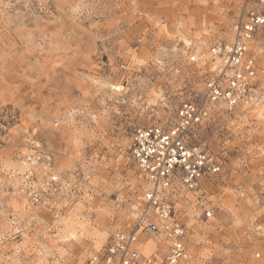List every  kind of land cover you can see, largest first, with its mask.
I'll return each mask as SVG.
<instances>
[{
    "label": "rangeland",
    "instance_id": "obj_1",
    "mask_svg": "<svg viewBox=\"0 0 264 264\" xmlns=\"http://www.w3.org/2000/svg\"><path fill=\"white\" fill-rule=\"evenodd\" d=\"M253 1L1 2L0 264H85L113 233L134 228L149 183L129 155L133 130L170 123L180 103L202 97L210 46L232 39ZM252 48L256 99L214 105L198 127L220 172L178 195L189 264H264V115L254 110L264 100V29ZM23 150L35 163L15 175ZM141 242L146 256L167 254L162 235L147 231Z\"/></svg>",
    "mask_w": 264,
    "mask_h": 264
},
{
    "label": "built area",
    "instance_id": "obj_2",
    "mask_svg": "<svg viewBox=\"0 0 264 264\" xmlns=\"http://www.w3.org/2000/svg\"><path fill=\"white\" fill-rule=\"evenodd\" d=\"M262 21L264 0H254L248 8L245 4L231 41L218 36L210 46L209 52L220 63L204 82L202 97L180 103L172 122L140 126L131 134L129 155L150 185L134 227L139 223L141 228L164 236L169 243L165 257L159 260L146 256L136 240L138 229H132L113 233L102 253L89 256L85 264H189L185 236L190 221L180 215L178 195L200 189L222 166L216 153L198 143V127L208 119L214 103L222 102L226 108L234 109L250 100L257 89L259 64L252 43L264 29ZM230 98L238 103L233 106ZM29 174L32 177V172ZM55 182L50 179L46 185ZM32 198L38 201L39 196L33 192ZM200 199L204 204L203 196ZM204 211L208 217L211 210Z\"/></svg>",
    "mask_w": 264,
    "mask_h": 264
},
{
    "label": "bare ground",
    "instance_id": "obj_3",
    "mask_svg": "<svg viewBox=\"0 0 264 264\" xmlns=\"http://www.w3.org/2000/svg\"><path fill=\"white\" fill-rule=\"evenodd\" d=\"M3 0H0V4H1V2H2ZM2 5V4H1ZM3 15V14H2ZM1 17V16H0ZM0 19H2V18H0ZM3 20V19H2ZM200 41V40H199ZM205 41V40H204ZM204 41H203V43H204ZM231 41V38L229 39V42ZM188 43V42H187ZM202 44V43H201ZM206 65H207V67H208V70H209V72H215L216 70H217V68H218V66H219V60L218 59H216V58H214L212 55H210L209 57H208V59L206 58ZM199 62V61H198ZM123 89V88H122ZM116 90L117 91H120L121 90V85L120 86H117L116 87ZM257 93H258V91H257V89L255 90V91H253V93H252V95H251V97H250V100H245V101H243V103H242V105H246V104H250L251 102H252V100L257 96ZM261 94V93H260ZM256 99V98H255ZM254 99V100H255ZM258 101V100H257ZM259 103L260 102H258V103H256L255 104V108H254V110H255V113L257 114V116L258 117H263L262 115H264V100L262 101V103H260L261 105H259ZM254 104V103H253ZM214 105H217V106H224L225 107V105L222 103V102H216V103H214L213 104V106ZM252 109V108H251ZM253 110V111H254ZM23 159L20 161V162H17L16 164H15V168L16 169H14V171H13V173L16 175V173L17 172H21L22 171V169H24L25 167H27V166H32V165H34V159L33 158H31L30 156H29V158H28V162H29V165H28V163H27V160L26 159H24V155H28L29 154V152L27 153V151L26 150H23ZM29 167V169H28V171L26 172V171H24V172H26V174L25 175H27L28 173H31L32 171H31V168ZM42 169V168H41ZM45 170H44V172H41L42 170H39V169H37L36 168V170H37V177H42V174L41 173H43V174H47V167L45 166V168H44ZM22 174H23V172H22ZM148 183V182H147ZM150 186V185H149ZM148 186V187H149ZM23 191V190H22ZM183 192V191H182ZM136 208V207H135ZM134 211H135V209H133ZM140 212V211H139ZM129 213H130V211H129ZM131 214H133V213H131ZM139 214V213H138ZM138 216V215H137ZM112 229V228H111ZM114 229V228H113ZM110 230V229H109ZM140 229H138L137 231H139ZM107 232H108V230L107 229H102V230H99V231H97V233L95 232H93L94 234H95V237H94V239H93V242H92V246H91V248H96V247H98L99 246V244H100V242L106 237V235H107ZM145 239H143V241H144ZM160 241V240H159ZM90 248V249H91ZM168 251V250H167ZM204 264V263H203Z\"/></svg>",
    "mask_w": 264,
    "mask_h": 264
},
{
    "label": "snow or ice",
    "instance_id": "obj_4",
    "mask_svg": "<svg viewBox=\"0 0 264 264\" xmlns=\"http://www.w3.org/2000/svg\"><path fill=\"white\" fill-rule=\"evenodd\" d=\"M262 23H264V21H262ZM191 59H192L193 61H195V60H196V56L193 55V56L191 57ZM141 63H143V61H141ZM213 98L215 99V97H213ZM230 103H231L233 106H235V105L238 103V101H237V100H233V99L230 98ZM51 179H52L53 181H58V180H59V177L56 176V175H52V176H51ZM46 191H47V190H46ZM149 199H151V197H149ZM208 215L211 216L212 213L209 212ZM141 219H142V218H141ZM136 229H140V232H139V233L137 234V236H136V240H137V242H141V237H143L144 233L147 232V228H141V225H140L139 223H137V224L135 225V227L133 228V231L135 232ZM65 239H71V240H74V239H76V237H75V236H70V237H65ZM141 243H142V247H145V251L148 252V250L150 249L151 245L153 244V241H152V240H147V244H146V245H145L143 242H141ZM122 264H128V262H127V261H123Z\"/></svg>",
    "mask_w": 264,
    "mask_h": 264
}]
</instances>
